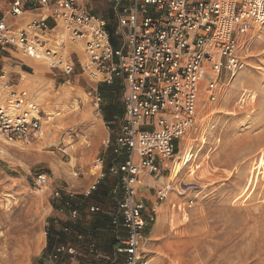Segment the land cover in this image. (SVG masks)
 <instances>
[{
    "label": "rangeland",
    "instance_id": "rangeland-1",
    "mask_svg": "<svg viewBox=\"0 0 264 264\" xmlns=\"http://www.w3.org/2000/svg\"><path fill=\"white\" fill-rule=\"evenodd\" d=\"M89 6L103 15L110 3L90 0ZM238 39L243 66L221 80L214 100L205 92L207 79L202 81L194 126L179 138L166 169L146 174L148 191L137 188L150 210L155 190L170 185L143 239L147 264H264V21H248ZM76 51L70 54L76 68L69 80L45 60L17 51L39 66L27 68L31 74L21 79L13 74L10 82L44 113L41 134L30 143L0 139V264H44L53 222L57 231L70 221L74 229L100 238L104 249L103 242L113 239L108 215L93 217L84 211L88 199L82 194L108 179L104 166L110 148L103 140H111L122 110L106 116L104 106L112 99L121 105L122 95L111 96L103 87L99 109L91 105L85 91L96 82L78 65L79 59L86 60L83 49ZM5 99L1 86L0 103ZM184 152L191 159L177 170ZM98 156L103 158L101 170ZM38 173L47 179L36 189ZM55 189L75 193L82 213L78 219L66 216ZM103 197L114 206L115 200ZM111 264L123 263L119 259Z\"/></svg>",
    "mask_w": 264,
    "mask_h": 264
},
{
    "label": "built area",
    "instance_id": "built-area-1",
    "mask_svg": "<svg viewBox=\"0 0 264 264\" xmlns=\"http://www.w3.org/2000/svg\"><path fill=\"white\" fill-rule=\"evenodd\" d=\"M90 0H11L8 13L21 15L28 6L45 5L50 18L29 21L13 28L0 17V45L13 47L32 59L45 60L69 80L76 68L69 44H79L85 62L81 68L96 82L86 89L91 105L99 109L102 93L98 82L119 79L123 88V112L111 140L108 173L118 178L121 189L114 206L92 199L86 189L82 198L88 214H107L117 246L104 251L94 237L65 221L50 236L53 240L45 264H70L83 256L102 264H147L142 243L148 225L156 217L169 184L155 190L147 210L138 197L137 176L156 175L174 158L179 138L195 124L202 81L214 100L219 83L242 66L240 33L248 21H264V0H108L114 16L112 44L107 19L89 6ZM5 102L0 103V139L30 143L41 134L44 111L29 100L26 91L11 82L4 84ZM102 167L103 158L96 157ZM74 174H77L75 172ZM102 176V173L99 174ZM46 174L34 179L36 189L46 183ZM70 220L80 217L75 193L53 191ZM82 202V201H80ZM62 208H60L61 210ZM67 237V238H66ZM72 237V241L68 240Z\"/></svg>",
    "mask_w": 264,
    "mask_h": 264
},
{
    "label": "crops",
    "instance_id": "crops-1",
    "mask_svg": "<svg viewBox=\"0 0 264 264\" xmlns=\"http://www.w3.org/2000/svg\"><path fill=\"white\" fill-rule=\"evenodd\" d=\"M10 1L11 0H0V17H2L3 19H6L8 21V24L11 27L22 28L29 21H31L33 19L41 18V17H47L48 20L50 21V23H52V20L50 18V10L45 5L38 6V7L28 6L21 15L12 16L8 13ZM125 2H127V0H125ZM48 4L50 6H53L54 0H49ZM71 47H74V46H71ZM1 50L7 51V53L4 54V53H2L3 51H1ZM15 50H17V49H15L13 47H9V46H1L0 45V87L2 86V89H5L4 84L6 82H10L11 76L13 74H15L18 77V79H21L24 75L31 74L27 68H30V67L37 68L39 66L35 62L29 61L24 56L18 55V52H17L18 50L17 51H15ZM72 50H74V49H72ZM42 70H43V68H42ZM148 180H149V178L146 174H140L137 176V188L139 186V191H142V189L144 191H148L147 186L145 185L146 183H148ZM109 199H111V198H109ZM102 200H103L102 203H104L107 207H112L108 202H105L104 199H102ZM84 211H85V209H84ZM60 214H61V216L64 215L62 213H60ZM93 217H94V214H93ZM56 229H57L56 223L53 222L52 223V232ZM98 239L101 240L100 238H98ZM68 240L72 241L73 239H72V237H68ZM109 240L106 239L103 242V245H105V249L104 248H102V249L104 251H110L112 248L111 242L113 241V239H109ZM87 260H88L87 258L81 256L79 261H73L70 264H80V261H83V262L89 264L87 262ZM91 264H96V263L93 262Z\"/></svg>",
    "mask_w": 264,
    "mask_h": 264
},
{
    "label": "trees",
    "instance_id": "trees-1",
    "mask_svg": "<svg viewBox=\"0 0 264 264\" xmlns=\"http://www.w3.org/2000/svg\"><path fill=\"white\" fill-rule=\"evenodd\" d=\"M104 14L103 16L107 19L108 23H107V29L110 33V40L112 44L116 43V39L113 33V25H114V16H113V12L111 10V8H106L104 9ZM99 90L102 93V88L103 87H107L108 89H110L109 94L111 96H116L119 94V96H123V88L122 85L120 83L119 79H115L113 80L112 83H106V82H102L100 83V85L98 86ZM122 110L123 112V106L122 104L117 106L116 103L114 102V100L112 99L110 101V103L108 104V106H104V113L106 116H110V115H115L118 114L120 111ZM113 137V135H112ZM109 148L111 147V145L108 146ZM110 158L111 156L106 160L104 169L106 170V173L108 175V179L102 178L100 179L95 187V191L93 192V196L95 197V199L97 200H102L103 196H107L108 198H111L113 200H117L121 194V189L117 186L118 185V178L117 177H113L111 176L108 171H107V166L110 163ZM110 176V177H109ZM99 192H102L104 195L102 196L101 194H99ZM47 244H46V251H48L52 245V238L50 236V234L52 233V225L49 226V230L47 231ZM117 241L113 240L111 242V247H116L117 246ZM80 264H87L83 261H80Z\"/></svg>",
    "mask_w": 264,
    "mask_h": 264
},
{
    "label": "bare ground",
    "instance_id": "bare-ground-1",
    "mask_svg": "<svg viewBox=\"0 0 264 264\" xmlns=\"http://www.w3.org/2000/svg\"><path fill=\"white\" fill-rule=\"evenodd\" d=\"M70 45H73L74 47H71V48H73L74 50H76V48H77V50L78 49H80V45L77 43V44H69V46ZM253 96H252V94H251V98H252ZM190 153V152H189ZM188 152H184V154H183V156H182V160L180 161V163H179V165H178V167H177V170H181L186 164H187V162H189V160L191 159L190 158V154H189ZM178 160V159H177ZM174 161V160H173ZM172 161V162H173ZM174 165V164H173ZM176 170V171H177Z\"/></svg>",
    "mask_w": 264,
    "mask_h": 264
}]
</instances>
